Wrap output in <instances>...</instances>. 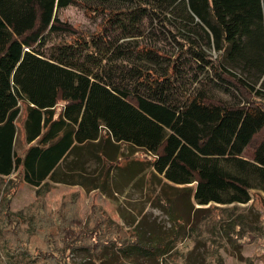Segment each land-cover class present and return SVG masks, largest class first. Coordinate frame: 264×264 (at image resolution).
Masks as SVG:
<instances>
[{"label": "trees", "instance_id": "16d2710c", "mask_svg": "<svg viewBox=\"0 0 264 264\" xmlns=\"http://www.w3.org/2000/svg\"><path fill=\"white\" fill-rule=\"evenodd\" d=\"M81 1L0 0V176L18 171L37 196L48 193L50 182L109 193L113 169L131 172L144 162L131 156L142 151L151 158L148 181L157 180L158 195L169 203L179 186L200 207L247 204L252 192L263 197L264 0L85 3L106 18L101 32L49 42L58 33L77 34L58 12ZM147 19L209 66L203 80L175 88L172 62L161 75L148 70L137 79L151 80L144 92L116 83L119 62L157 54L137 42ZM111 32L117 33L113 40ZM208 84L232 90L235 100L213 97ZM17 137L27 146L21 153ZM68 155L73 160L63 167ZM90 161L100 166L91 173ZM3 203L5 224L19 227L21 217L9 212V199ZM99 215L92 226L61 216L37 260L58 264L56 257L66 252L99 256L105 249L143 248L134 229Z\"/></svg>", "mask_w": 264, "mask_h": 264}, {"label": "rangeland", "instance_id": "374dc122", "mask_svg": "<svg viewBox=\"0 0 264 264\" xmlns=\"http://www.w3.org/2000/svg\"><path fill=\"white\" fill-rule=\"evenodd\" d=\"M97 2L102 0H82L61 9L59 20L70 25L77 34L58 33L52 35L49 42H70L75 37L87 38L101 32L106 18L84 6ZM142 25L146 32L138 44L152 48L157 54L135 53L127 61L119 62V76L115 79L118 85L144 92L151 80L149 77L142 82L137 79L148 70L161 75L172 62L177 70L175 88L179 83L183 86L193 82L194 85L203 80L209 66L203 67L189 49L180 50L168 32L158 28L156 20H144ZM116 35L111 32L108 37L113 40ZM211 54L216 58L215 52ZM205 88L215 98L226 102L235 100L232 90L214 84ZM62 105V102L57 104V112ZM20 121H17L18 127ZM26 147L17 137L16 152L21 153ZM112 157L117 158V151ZM131 159L144 162L137 163L131 172L113 169L109 193L99 190L87 194L78 187L50 182L48 193L37 196V189L22 181L18 171L9 177L0 176V264H43L38 261L41 259L37 260L38 252H44L54 239L49 235L55 234L61 216L79 218L82 224L89 221L92 226L100 212L109 215L125 230L134 229L143 248L105 249L99 256L84 250L66 252L56 257L58 264H264V196L252 192L247 204L200 207L192 198L189 201L188 191L179 186L177 191L171 190L176 199L169 203L158 195L157 180L148 181L151 158L138 151ZM71 160L73 155H68L63 167ZM118 163L123 165L124 159ZM99 167L97 162L90 161L87 170L91 173ZM8 199L9 212L21 217L19 227L5 224L2 206L3 200ZM12 227L18 235L11 232ZM31 260L36 262L29 263Z\"/></svg>", "mask_w": 264, "mask_h": 264}]
</instances>
